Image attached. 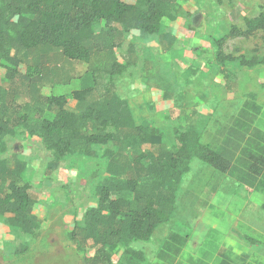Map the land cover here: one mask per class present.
Listing matches in <instances>:
<instances>
[{"label": "rangeland", "instance_id": "374dc122", "mask_svg": "<svg viewBox=\"0 0 264 264\" xmlns=\"http://www.w3.org/2000/svg\"><path fill=\"white\" fill-rule=\"evenodd\" d=\"M260 12H264V0H179L163 27L164 35L174 39L170 50H164V36L135 32L126 37L117 57L125 62L132 55L135 65L115 79L116 91L128 102L137 126L153 128L162 136V150L177 147V129L199 124L206 125L202 142L227 151L234 164L245 159L243 149L264 150V67L227 63L220 68L214 43L224 39L226 55L264 57L260 35L228 37L233 25L242 28L244 18ZM106 64L104 59L96 60L94 67ZM64 66L59 57L47 66L44 79L51 82L46 81L43 95H70L83 86L79 78L89 65L67 68L76 78L67 86L62 84ZM26 70L22 66L19 71L25 74ZM17 84L24 94L26 87L19 80ZM0 87L11 91L1 63ZM100 94L99 90L96 96ZM25 100L24 94L20 102ZM70 106L75 103L70 101ZM7 143L6 158L25 165L22 180L33 186L31 214L37 225L29 236L11 229L0 217V264H95L87 260L94 259L95 252L78 246L70 235L75 219L93 203L95 186L104 177L100 172V180L92 178L97 161L69 158L56 172L47 173L52 156L38 139L18 135ZM155 151L145 146L138 153ZM259 184H242L235 176L194 160L172 222L163 225L150 242L130 245L140 258H125L123 249H118L114 262L264 264V185Z\"/></svg>", "mask_w": 264, "mask_h": 264}, {"label": "trees", "instance_id": "16d2710c", "mask_svg": "<svg viewBox=\"0 0 264 264\" xmlns=\"http://www.w3.org/2000/svg\"><path fill=\"white\" fill-rule=\"evenodd\" d=\"M132 1L0 0V63L11 86V91L0 87V217L11 229L29 236L37 225L31 214L33 186L22 180L26 167L6 158L11 138L38 139L52 156L47 173L56 172L69 158L96 160L92 178L100 180V172L104 177L95 186L93 203L75 219L70 235L78 246L95 252L94 259L87 258L95 264H116L112 256L118 249H123L125 258L141 257L130 245L150 242L163 225L172 222L183 180L194 160L235 176L242 184L264 185V150L243 149L245 159L234 164L227 151L202 142L206 125L199 124L177 129V147L164 151L157 130L136 125L114 83L135 65V59L131 55L125 61L124 56L122 62L117 51L135 32L164 36V50H170L174 39L164 35L163 27L179 0ZM258 35L264 43V12L244 18L242 28L233 25L228 37ZM214 43L220 68L227 63L264 67V57L226 55L224 39ZM58 57L66 62L65 86L76 79L67 68L89 65L79 78L83 86L70 95H43L46 81L51 82L44 79L47 66ZM102 59L106 66L94 67ZM22 66H26L25 74L19 71ZM17 80L26 87L27 100L22 103L24 94L17 89ZM145 146L155 153H138Z\"/></svg>", "mask_w": 264, "mask_h": 264}]
</instances>
